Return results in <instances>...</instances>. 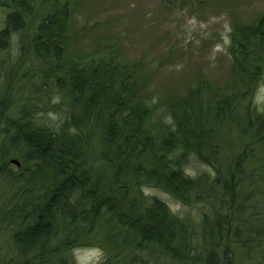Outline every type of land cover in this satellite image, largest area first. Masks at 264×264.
<instances>
[{"label": "trees", "instance_id": "16d2710c", "mask_svg": "<svg viewBox=\"0 0 264 264\" xmlns=\"http://www.w3.org/2000/svg\"><path fill=\"white\" fill-rule=\"evenodd\" d=\"M3 1L1 52L39 18L0 81V264H264V17L232 25L224 85L152 99L116 39L68 52L70 0Z\"/></svg>", "mask_w": 264, "mask_h": 264}, {"label": "rangeland", "instance_id": "374dc122", "mask_svg": "<svg viewBox=\"0 0 264 264\" xmlns=\"http://www.w3.org/2000/svg\"><path fill=\"white\" fill-rule=\"evenodd\" d=\"M70 1L65 29L68 52L84 59L101 40L116 39L123 60L137 69L141 89L152 99L162 98L164 92L186 94L202 81L224 85L231 73L227 48L232 25L255 24L264 17V0ZM29 5L35 13L44 10L39 1ZM6 11L0 4V29L4 27ZM38 18L39 15L27 17L26 31L11 36L5 52L0 49L5 60L4 67H0V81L8 67L18 65L19 46L28 44L31 37L28 25L38 22ZM261 71L254 103L264 112V66ZM2 82L0 92L10 83ZM13 98H18L15 93ZM148 192L159 195L176 209L173 200L159 189ZM73 257L75 264H94L103 256L92 246L74 249Z\"/></svg>", "mask_w": 264, "mask_h": 264}, {"label": "water", "instance_id": "95a60500", "mask_svg": "<svg viewBox=\"0 0 264 264\" xmlns=\"http://www.w3.org/2000/svg\"><path fill=\"white\" fill-rule=\"evenodd\" d=\"M11 162H12V163H15L16 165H19V162H18L17 159L12 158V159H11Z\"/></svg>", "mask_w": 264, "mask_h": 264}]
</instances>
